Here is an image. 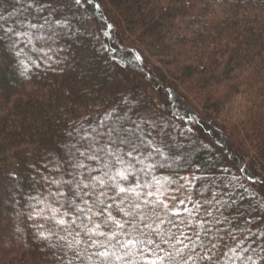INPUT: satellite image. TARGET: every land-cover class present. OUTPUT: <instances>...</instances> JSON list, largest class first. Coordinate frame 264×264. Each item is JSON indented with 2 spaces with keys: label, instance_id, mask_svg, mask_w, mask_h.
<instances>
[{
  "label": "trees",
  "instance_id": "trees-1",
  "mask_svg": "<svg viewBox=\"0 0 264 264\" xmlns=\"http://www.w3.org/2000/svg\"><path fill=\"white\" fill-rule=\"evenodd\" d=\"M57 9L70 32L0 43V264H58L41 235L52 227L37 207L48 198L44 166L74 124L105 113L143 118L157 163L139 175L159 181L144 191L169 209L194 175L196 200L226 191L247 209L253 191L264 196V0H58ZM0 14L6 26L27 23L17 0H0Z\"/></svg>",
  "mask_w": 264,
  "mask_h": 264
},
{
  "label": "snow or ice",
  "instance_id": "snow-or-ice-1",
  "mask_svg": "<svg viewBox=\"0 0 264 264\" xmlns=\"http://www.w3.org/2000/svg\"><path fill=\"white\" fill-rule=\"evenodd\" d=\"M17 3L27 23L6 26L0 14V43L47 42L71 31L68 17L58 13V0ZM142 120L120 122L105 113L87 125L74 124L62 154L45 164L49 175L41 180L48 198L37 207L43 203L39 214L52 221L49 234L41 235L56 249L58 264H264V196L253 191L247 209L226 191L203 201L189 197L180 201L185 218L172 219L179 212L144 191L158 190L159 181L139 175L157 163L142 135Z\"/></svg>",
  "mask_w": 264,
  "mask_h": 264
},
{
  "label": "rangeland",
  "instance_id": "rangeland-1",
  "mask_svg": "<svg viewBox=\"0 0 264 264\" xmlns=\"http://www.w3.org/2000/svg\"><path fill=\"white\" fill-rule=\"evenodd\" d=\"M96 1V0H95ZM104 12V11H103ZM105 14V13H104ZM107 17V16H106ZM108 18V17H107ZM261 19H262V21H263V24H264V15H262L261 16ZM123 31H121V33H120V35L119 34H117V33H114V31H112V33L114 34V35H116L117 37H118V39L120 38L121 39V42H122V44L123 45H125L124 44V42L126 43V42H128V40H123V39H125V37H127V38H129L130 36L128 35V33H122ZM124 41V42H123ZM130 41H134V39H131V37H130V40H129V42ZM144 52V51H143ZM149 63L150 64H148V65H153V64H151V63H153V61H149ZM193 176H189V177H187V178H185V181H183V182H180V184H179V191L180 192H178V194L180 195V197H182V198H180V199H178V202H179V204H180V201L181 200H184L185 201V203H187V201H188V199H189V197L192 199V200H196V199H194V198H192L191 197V185H192V182H193ZM178 197V196H177ZM188 207L189 208H191L192 206H191V204H188ZM181 208H183L184 209V205L183 204H180V206L176 209V211H178V209H181Z\"/></svg>",
  "mask_w": 264,
  "mask_h": 264
}]
</instances>
